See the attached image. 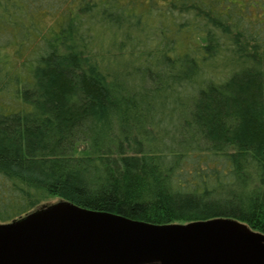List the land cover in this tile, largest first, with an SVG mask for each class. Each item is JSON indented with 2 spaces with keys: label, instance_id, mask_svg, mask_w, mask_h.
I'll use <instances>...</instances> for the list:
<instances>
[{
  "label": "trees",
  "instance_id": "trees-1",
  "mask_svg": "<svg viewBox=\"0 0 264 264\" xmlns=\"http://www.w3.org/2000/svg\"><path fill=\"white\" fill-rule=\"evenodd\" d=\"M194 1L166 0L174 35L146 48L131 2L0 0V223L57 197L264 233V22Z\"/></svg>",
  "mask_w": 264,
  "mask_h": 264
},
{
  "label": "water",
  "instance_id": "water-1",
  "mask_svg": "<svg viewBox=\"0 0 264 264\" xmlns=\"http://www.w3.org/2000/svg\"><path fill=\"white\" fill-rule=\"evenodd\" d=\"M0 264H264V233L233 218L155 224L60 199L0 223Z\"/></svg>",
  "mask_w": 264,
  "mask_h": 264
},
{
  "label": "rangeland",
  "instance_id": "rangeland-1",
  "mask_svg": "<svg viewBox=\"0 0 264 264\" xmlns=\"http://www.w3.org/2000/svg\"><path fill=\"white\" fill-rule=\"evenodd\" d=\"M63 3L65 0H62ZM68 1V0H67ZM157 2L156 6L152 5V8H149L146 2V0H122V3L125 4L126 2H131L132 6L131 8H134L138 15H140L141 21L139 22L138 18V32H136V35L140 38V41H145L146 44H144V47L148 48L147 46H162V44H166V32L167 37L170 38V36L174 35L173 31V22L170 20H166V16L159 17L158 13L163 12L164 8H166V0H155ZM216 0H198L194 1L199 6L204 7L205 10H208L207 6H211V2H214ZM222 4L226 6L227 9H233L238 12L240 9H244L245 16L247 19H249L250 22H264V10L261 7H256L253 2H250V0H229L226 2L225 0H221ZM154 8V9H153ZM256 8V9H255ZM132 9V10H134ZM149 9H153L154 11H150ZM226 11V10H225ZM197 10H193L192 12L186 13L183 16L180 17L181 21H194L197 20V17L195 19ZM39 17H41L40 13L38 14ZM49 19H45L44 23L45 25L50 23L52 19H55L57 14L56 11L50 12V14L46 15ZM161 18V20H160ZM41 20V19H40ZM169 26V28L166 27ZM156 26V27H155ZM141 31V33H140ZM161 31H163L161 33ZM170 35V36H169ZM202 35L198 36L200 39ZM184 37V36H183ZM197 37L194 38V43L196 41ZM141 43V42H140ZM197 45H199V41H197ZM142 45V43H141ZM143 46V45H142ZM178 49H182L180 51H185L184 48L187 47L184 43V38H182L180 45L177 44ZM166 121V118H165ZM166 124V123H165ZM59 199L57 197H52L48 199L45 203L52 204L58 202Z\"/></svg>",
  "mask_w": 264,
  "mask_h": 264
}]
</instances>
